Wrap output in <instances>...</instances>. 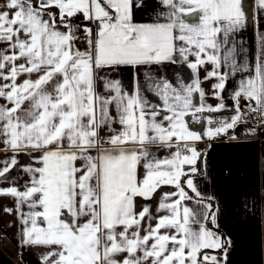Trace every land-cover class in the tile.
Returning a JSON list of instances; mask_svg holds the SVG:
<instances>
[{
  "label": "snow or ice",
  "instance_id": "obj_1",
  "mask_svg": "<svg viewBox=\"0 0 264 264\" xmlns=\"http://www.w3.org/2000/svg\"><path fill=\"white\" fill-rule=\"evenodd\" d=\"M257 3L264 9V0ZM160 4L164 10L141 23L133 15L140 0L0 3V151L12 153L0 161V178L7 179L21 155L32 160L23 168L24 190L13 186L0 195L15 198L18 209L27 205L23 243L50 249L43 264H228L231 241L215 230L217 217L206 202L212 198L189 175L199 158L193 142L202 137L185 120L223 104L195 106L194 92L205 97L197 78L180 89L152 81L147 90L163 102L154 105L139 81L130 92L110 73L179 56L194 72L213 65L206 78H217L213 87L223 90L219 69L238 67L235 36L246 12L242 0ZM74 17L77 27L88 22L83 50ZM235 95L254 101L253 110L264 116V35L255 77ZM240 121L237 114L206 135ZM153 146L168 154L156 155Z\"/></svg>",
  "mask_w": 264,
  "mask_h": 264
},
{
  "label": "crops",
  "instance_id": "obj_2",
  "mask_svg": "<svg viewBox=\"0 0 264 264\" xmlns=\"http://www.w3.org/2000/svg\"><path fill=\"white\" fill-rule=\"evenodd\" d=\"M140 2L141 6L133 9L136 22H151L159 11L164 10L160 0ZM242 3L247 19L245 27L235 36L238 67L235 70L230 66L219 69L226 77L223 90L214 89L213 86L219 82L217 78H206L213 71V65L206 63L198 66L194 72L188 62L179 56L175 62L164 61L140 68L121 66L118 71L110 73V78L120 80L130 92L139 81L142 95L158 106L163 103L160 97L154 90H147L152 81H166L180 89L184 85H193L198 78L205 97L201 100L199 93L194 92L193 104L212 107L223 104L220 111L195 113L194 116L189 114L185 117L189 129L202 137L193 142L199 158L194 166L196 171L189 172V175L200 193L205 198H212L206 202L213 205L217 217L218 228L215 230L231 241L228 264H264V124L256 126L240 121L226 133L212 138L206 135L209 128L230 122L238 114L234 104L237 98L235 93L240 90L242 83L255 77L260 37L264 35V9L259 8L257 0H242ZM72 20L74 30L83 33V26L88 22L79 20L77 27V18ZM189 60L194 61V57L190 56ZM97 90L103 92L102 83H98ZM0 103L4 101L0 100ZM209 119L213 124H208ZM116 128L119 129V125ZM102 134L108 135L107 132ZM153 147L160 157L168 154L167 150ZM2 148L3 145L0 144V149ZM11 155L10 152L0 151V161ZM30 164L31 158L21 155L19 165L12 169L7 179L0 178V190L15 186L23 191L29 179L23 168ZM190 167L185 166L186 169ZM143 203L145 202L138 201V204ZM150 203L155 208L157 201L153 199ZM192 207L198 205L193 202ZM5 209H10L11 212ZM28 212L27 205H20L18 209L15 198L0 195V264H43V257L50 249L23 243L21 213Z\"/></svg>",
  "mask_w": 264,
  "mask_h": 264
},
{
  "label": "built area",
  "instance_id": "obj_3",
  "mask_svg": "<svg viewBox=\"0 0 264 264\" xmlns=\"http://www.w3.org/2000/svg\"><path fill=\"white\" fill-rule=\"evenodd\" d=\"M76 35L80 37L77 44L78 47L84 48L85 46V39L83 33L80 31H75ZM254 101H248L244 97H240L239 99H235V107L240 109L238 113L241 116V121L246 122L252 125L261 126L264 124V116L260 114L259 111L253 110L252 105H254Z\"/></svg>",
  "mask_w": 264,
  "mask_h": 264
}]
</instances>
